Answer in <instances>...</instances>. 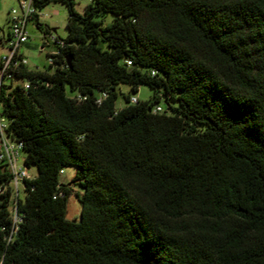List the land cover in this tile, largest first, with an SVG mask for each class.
Masks as SVG:
<instances>
[{"label":"trees","instance_id":"16d2710c","mask_svg":"<svg viewBox=\"0 0 264 264\" xmlns=\"http://www.w3.org/2000/svg\"><path fill=\"white\" fill-rule=\"evenodd\" d=\"M34 2L66 5L68 37L50 71L15 73L29 89L0 87L38 170L14 224L0 162V264H264V0Z\"/></svg>","mask_w":264,"mask_h":264},{"label":"rangeland","instance_id":"374dc122","mask_svg":"<svg viewBox=\"0 0 264 264\" xmlns=\"http://www.w3.org/2000/svg\"><path fill=\"white\" fill-rule=\"evenodd\" d=\"M21 0H0V42L4 41V38L8 36L9 29L11 27V12L16 9H20ZM92 2V0H75L76 10L79 14L84 15L86 7ZM38 23L41 25V29L37 27L36 20L31 19L27 25V31L29 34V41L26 45L22 46L20 52L23 57L28 61V69L31 71H50V60L49 55L56 52V48L51 44L47 45V40L50 41V36L55 35L60 39L65 40L68 37V9L62 2H52L44 8H38ZM109 21L112 20V16H109ZM57 29L54 33L53 30ZM4 32V35H3ZM45 36L47 37L45 39ZM8 52L6 44H0V60L4 54ZM17 82L14 80L13 84L15 86ZM10 86L11 80H2V72L0 71V87ZM119 98L116 103L118 110L125 107V101L122 94L131 93L130 86L121 85L119 87ZM136 99L141 102L149 101L154 96V91L145 85H141L136 94L133 95ZM175 106L176 104L173 103ZM161 107L166 108L164 101L160 104ZM2 111V106H0V112ZM4 118V117H3ZM25 157V154H23ZM78 169L75 167L67 168L64 173L60 175V182L65 185L72 183ZM30 177L33 179L38 176V170L35 166L28 169ZM73 193L68 199V213L67 218L71 221L79 222L81 220L82 205L79 201L77 194H83V189L79 186L73 184ZM20 197L24 198L23 186H19Z\"/></svg>","mask_w":264,"mask_h":264},{"label":"built area","instance_id":"2783aa9c","mask_svg":"<svg viewBox=\"0 0 264 264\" xmlns=\"http://www.w3.org/2000/svg\"><path fill=\"white\" fill-rule=\"evenodd\" d=\"M37 13L38 7L35 5L34 0H21L20 9H14L11 12V36L10 39L5 42L8 52L4 56H2L0 60L2 80L3 78L9 79L11 80V84H13L15 80L17 82L15 86L17 84H20L25 89H29V82L18 80L15 77V73L20 70L21 67L28 66V61L21 55L20 49L29 41L27 25L30 20L37 15ZM50 38L52 39L51 41L55 42L57 45L61 44V41H58L57 38H55L53 35H51ZM105 96L106 95L103 94L102 98H104ZM98 102L100 103L101 99ZM131 102L133 104H136L137 99L132 98ZM161 111V107L155 108V112ZM8 129L9 122L5 117L3 118L0 112V162L6 164L13 175L12 182L10 183V186L13 188V196L10 209L14 224H17L20 221L17 211V201L20 197L19 186L22 185L24 190V181L32 180V178L28 173V169L24 166L23 143L13 141L7 134ZM62 173H64V171H61V174ZM6 189L7 187L5 185L0 184V196L6 192Z\"/></svg>","mask_w":264,"mask_h":264},{"label":"crops","instance_id":"0c3cea01","mask_svg":"<svg viewBox=\"0 0 264 264\" xmlns=\"http://www.w3.org/2000/svg\"><path fill=\"white\" fill-rule=\"evenodd\" d=\"M53 32L56 33V32H57V29H54ZM53 36H54L55 38H57L58 41H60V38H59L58 36H55L54 34H53ZM45 37H46V36H45ZM46 38H47V37H46ZM51 40H52V39L50 38V41H47L46 44H47V45H51V44H52V45L55 47L57 44H56L55 42H52ZM0 44L5 45V42L1 41ZM55 53H56V52H55ZM4 55H5V54H4ZM4 55H3V56H4ZM21 55L23 56L22 53H21ZM27 68H28V66H27ZM29 70H30V69H29ZM30 71H31V70H30ZM38 72H40V71H38Z\"/></svg>","mask_w":264,"mask_h":264},{"label":"flooded vegetation","instance_id":"af4514ba","mask_svg":"<svg viewBox=\"0 0 264 264\" xmlns=\"http://www.w3.org/2000/svg\"><path fill=\"white\" fill-rule=\"evenodd\" d=\"M10 36H11V33H10V29H9L8 36L6 38H4V36H3L4 41L5 42L8 41L10 39Z\"/></svg>","mask_w":264,"mask_h":264},{"label":"water","instance_id":"95a60500","mask_svg":"<svg viewBox=\"0 0 264 264\" xmlns=\"http://www.w3.org/2000/svg\"><path fill=\"white\" fill-rule=\"evenodd\" d=\"M3 35H4V32H3Z\"/></svg>","mask_w":264,"mask_h":264}]
</instances>
